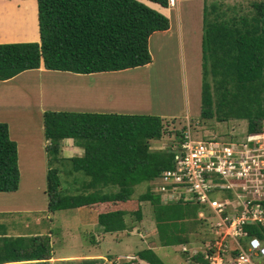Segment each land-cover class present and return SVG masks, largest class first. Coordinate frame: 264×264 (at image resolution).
I'll list each match as a JSON object with an SVG mask.
<instances>
[{"label": "trees", "instance_id": "1", "mask_svg": "<svg viewBox=\"0 0 264 264\" xmlns=\"http://www.w3.org/2000/svg\"><path fill=\"white\" fill-rule=\"evenodd\" d=\"M151 1L164 7L169 4L168 0H37L40 39L0 43V81L42 65L49 70L86 74L149 63L150 35L170 26L169 18L151 7ZM205 5L204 2L209 17H204L202 26L203 69L209 61L213 83H209L205 72L200 116H217L219 121L243 119L247 122L245 134L260 133L264 131V0H253L247 11L239 5L222 9L215 4L208 11ZM43 118L49 141L46 149L59 164L49 165L46 173L51 211L125 202L132 199L136 186L145 184L139 200H149L153 205L161 245L189 244L185 233L201 223L212 234L203 239V245L213 242L215 229L199 215L204 210L203 203L194 199L162 203L160 194L153 190V180L173 166L176 155L171 147H150L151 140H159L165 133L162 117L45 110ZM181 136L182 132L179 140ZM61 138H72L75 145L83 148V154L59 156ZM61 171L73 175L74 189L62 183ZM19 182L17 143L10 137L8 124L0 121V191H15ZM130 212L135 221L142 219L140 208ZM192 212L194 219L188 223ZM127 213L125 209L99 212L97 221L103 231L119 232L127 226ZM245 229L249 235L264 240V227L249 224ZM0 241V264H53L52 238L48 233L2 237ZM134 256V261L164 264L150 246L137 250ZM262 258L260 264H264ZM104 259L94 256L61 261L97 264ZM192 259L209 264L200 250Z\"/></svg>", "mask_w": 264, "mask_h": 264}, {"label": "rangeland", "instance_id": "2", "mask_svg": "<svg viewBox=\"0 0 264 264\" xmlns=\"http://www.w3.org/2000/svg\"><path fill=\"white\" fill-rule=\"evenodd\" d=\"M252 1L170 0L171 28L165 35L158 32L153 34L150 40L151 51L149 50L153 58L151 65L120 72L121 76L104 73L94 76L74 75L61 70H47L48 72L42 73L30 69L15 75L14 78L12 77L13 80L0 81V121L6 122L8 127H11V134L14 137L12 139L18 141L16 143L20 172L18 190L0 193V205H2L0 221H3V226L0 227V239L48 233L52 238L54 254L51 263L53 264H62V259L72 257L94 256L105 258L97 264H126L125 262L130 258H137L134 256L137 250L147 246L156 251L164 264H181L183 261L184 264H192L189 258L203 249L205 245L202 241L212 235L210 230L203 223L190 228L185 233L189 244L185 245L187 250L184 252L178 244L161 245L153 205L149 200H139V195L146 190L145 184L136 186L132 199L125 202L110 201L55 211L48 208L46 173L49 165L54 167L59 164L46 146H42L43 143L46 145L49 143L45 140L43 112L75 110L111 113L116 108L110 106L121 100L120 103L130 104L123 112L143 113L145 110H150V114L172 115L180 105L186 104L187 117L186 112L180 117H162L165 133L159 140L150 141L153 150L167 147L176 150L182 127L187 123L190 124L193 134L198 137L246 141L243 140L247 127L246 120L219 121L217 116L211 118L200 116L201 84L205 72L209 83L211 85L213 83L209 61L203 69L201 30L204 17L207 16L204 2L207 10L215 4L222 9L239 5L243 11H247ZM19 7L27 11L26 37H38L39 28L35 23L37 16L34 13L35 1L2 2L1 0L0 38L7 35V39L12 40L17 35L18 27L9 21L17 16L13 11L16 9L19 23L22 22L20 17L22 9ZM178 24H181V33L178 31ZM123 83L125 84L123 91H120L119 84ZM91 86H93L92 90ZM145 105H149L148 108H141ZM262 137L264 134H259L255 138ZM71 139L61 138L59 156L71 157L83 154V148L75 145L74 140ZM78 174L81 177V173ZM60 177L62 183L70 190L75 188L72 186V174L61 171ZM159 183L160 179L156 177L153 184L158 186ZM157 189L153 188L160 194L161 202H166L168 200L166 196ZM78 192L80 191L74 193ZM203 206L207 211L208 207ZM137 208L142 212L140 221H135L133 213L130 212ZM117 209H125L129 212L124 216L126 228L119 232L103 231V227L98 224L97 214ZM204 210L199 212L201 217H203L202 213H205ZM192 216L187 218L188 223H191L189 219H194L193 212ZM262 259L255 257L253 263L260 264ZM66 263L69 264L68 261H65Z\"/></svg>", "mask_w": 264, "mask_h": 264}, {"label": "built area", "instance_id": "3", "mask_svg": "<svg viewBox=\"0 0 264 264\" xmlns=\"http://www.w3.org/2000/svg\"><path fill=\"white\" fill-rule=\"evenodd\" d=\"M185 126L173 166L161 171L156 188L168 200L194 199L208 207L202 216L216 234L204 248L209 264H254L264 256V240L249 237L245 225L264 227V137L255 138L264 133L241 142L198 137ZM135 259L129 264H147Z\"/></svg>", "mask_w": 264, "mask_h": 264}, {"label": "crops", "instance_id": "4", "mask_svg": "<svg viewBox=\"0 0 264 264\" xmlns=\"http://www.w3.org/2000/svg\"><path fill=\"white\" fill-rule=\"evenodd\" d=\"M7 0H2V2H6ZM14 1H20V0H14ZM35 1V4H36V7H35V11H34V13H35V15L37 16V0H34ZM0 2H1V0H0ZM149 3V5H151V7H154L155 9H157L158 11H160L161 13H163L164 15H166L168 18H169V10H170V6L169 7H162V6H160V4H156V3H154V2H152V3H150V2H148ZM18 5H21V3H18ZM19 8H21V7H19ZM22 9V8H21ZM15 13H16V15L17 16H14V19H12L11 18V20L9 21V19H7V21H9V23L10 22H12V23H14L18 28H17V35L16 36H14V38L12 39V40H9V39H7V35H6V37H1V38H4L5 40H2L1 38H0V43H9V41H11V42H25V41H30V40H35V41H39V39H40V37H39V35H38V37H36V38H27L26 37V35L28 34V28H27V20H26V16H27V11H25V10H23L22 9V13L20 12V17L22 18V22H20L19 23V15L17 14V11H16V9H14L13 10ZM1 14V13H0ZM3 20V19H2ZM170 21V20H169ZM35 23L36 24H38V18L35 20ZM6 25V24H5ZM178 31L181 33L182 32V27H181V24L179 25L178 24ZM171 28V22H170V26H169V28L168 29H166V30H158V31H155V32H153L151 35H150V37H149V43H148V46H149V50H150V40H151V38H152V36H153V34H156L157 32L158 33H160V34H164L165 35V33L167 32V31H169V29ZM203 29L201 30V35L203 34ZM8 34V33H7ZM20 40H23V41H20ZM151 51V50H150ZM151 58H152V54H151ZM153 59V58H152ZM152 59H151V61L149 62V63H147V64H145V65H142V66H138V67H149L150 65H151V63H152ZM133 68H135V67H133ZM133 68H129V69H124V70H119V71H103V72H96V73H86V75L87 76H94V75H98V74H102V73H104V74H118V75H120L119 73L120 72H124V71H127V70H130V69H133ZM37 71H39V72H42V73H44V72H48L47 70H49V69H46V68H44L43 67V65L39 68V69H36ZM51 71V70H50ZM23 72V71H22ZM69 73H72V74H85V73H74V72H70V71H68ZM121 76V75H120ZM14 78V77H13ZM13 78H10L11 80H13ZM9 79V80H10ZM9 82V81H8ZM120 85V87H121V90L120 91H123V87H124V83L123 84H119ZM93 89V86H91V90ZM100 94V93H99ZM119 101H121V100H119ZM117 102V103H114L112 106H110V107H114V108H116V110H114V112H111V113H127V112H123V110H126V107H128L130 104H127V103H120V102ZM148 106L149 105H145V106H143V107H141V108H148ZM80 107H82V105L80 106ZM119 108H120V110H119ZM146 113V114H150V110H145V111H143V113ZM185 112H186V117H187V115H188V109H187V107H186V104H185V106L183 105H180L173 113H172V115H168V113H161V114H159L158 116H160V117H167V116H173V117H180V116H182L183 114L185 115ZM200 112H201V110H200ZM101 113V112H100ZM105 113H107V112H105ZM154 115H156V114H154ZM9 133H10V137L11 138H14L13 136H12V134H11V127L9 126ZM67 139H69V138H67ZM71 139V138H70ZM46 140V139H45ZM72 140V139H71ZM16 141V140H15ZM16 142H18V141H16ZM42 146H46V143H43V145ZM156 187H157V185H154L153 184V188L154 189H156ZM18 190V189H17ZM1 192H8V191H0V193ZM13 192H16V190L15 191H13ZM1 206L2 205H0V208H1ZM1 226H3V221H0V227ZM36 234V233H35ZM35 234H31V235H35ZM30 235V236H31ZM61 258H66V257H61ZM73 258V257H72ZM10 264V263H9ZM13 264V263H12Z\"/></svg>", "mask_w": 264, "mask_h": 264}, {"label": "clouds", "instance_id": "5", "mask_svg": "<svg viewBox=\"0 0 264 264\" xmlns=\"http://www.w3.org/2000/svg\"><path fill=\"white\" fill-rule=\"evenodd\" d=\"M148 1H149V0H148ZM169 1H170V0H168V3H169ZM151 2H153V1H151ZM154 3H156V2H154ZM156 4H157V3H156ZM158 4H159V3H158ZM160 6H162V5H160ZM168 6H169V4H168ZM168 6H167V7H168ZM162 7H164V6H162ZM156 10H157V9H156ZM159 12H160V11H159ZM182 131H183V130H182ZM262 132H263V131H262ZM260 133H261V132H260ZM246 135H249V134H245V136H246ZM179 141H180V140H179ZM178 144H179V143H178ZM157 177H158V176H157ZM246 225H249V224H246ZM246 225H245V226H246ZM253 225H254V224H253ZM245 230H246V229H245ZM251 236H252V235H249V237H251ZM245 240H246V237H245ZM184 248H185V249H184ZM181 249H182L181 251L184 252V251L187 250V247H186L185 245H181ZM198 251H199V250H198ZM198 251H197V252H198ZM201 251H202V253H203V257H204V247H203V249H202ZM197 252H195L194 254H196ZM263 257H264V256H263ZM261 258H262V257H261ZM189 259L191 260V263H193V262H197V263L201 264L200 261H198V260H193V259H192V256H191V258H189ZM140 260H141V259H140ZM187 260H188V259H187ZM185 261H186V260H185ZM148 264H149V263H148ZM181 264H184V261H183Z\"/></svg>", "mask_w": 264, "mask_h": 264}]
</instances>
